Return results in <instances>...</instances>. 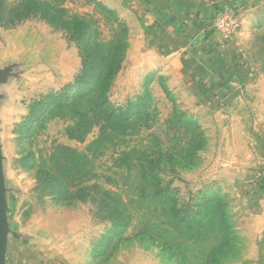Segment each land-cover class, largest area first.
I'll return each instance as SVG.
<instances>
[{"label": "rangeland", "instance_id": "1", "mask_svg": "<svg viewBox=\"0 0 264 264\" xmlns=\"http://www.w3.org/2000/svg\"><path fill=\"white\" fill-rule=\"evenodd\" d=\"M0 1L5 264H242L264 183V8L245 38V0H205L240 11L229 40L260 74L202 101L149 52L132 0Z\"/></svg>", "mask_w": 264, "mask_h": 264}, {"label": "crops", "instance_id": "2", "mask_svg": "<svg viewBox=\"0 0 264 264\" xmlns=\"http://www.w3.org/2000/svg\"><path fill=\"white\" fill-rule=\"evenodd\" d=\"M136 2L151 25L149 52L156 53L158 60L165 62L166 73H177L189 90L199 100L205 97L219 99L236 82L245 89H235L230 97L241 90H247L252 81L251 73L259 71L242 65L236 43L223 39L213 26L215 7L205 0H132ZM264 8V0H245L243 37H249L247 20L253 9ZM176 78V77H175ZM264 138V137H263ZM264 142V140H263ZM249 204L256 213L257 232L251 238V247L242 264H264V183L255 186L250 194Z\"/></svg>", "mask_w": 264, "mask_h": 264}, {"label": "water", "instance_id": "3", "mask_svg": "<svg viewBox=\"0 0 264 264\" xmlns=\"http://www.w3.org/2000/svg\"><path fill=\"white\" fill-rule=\"evenodd\" d=\"M0 70V75L3 73ZM8 242V222H7V203L5 199V185L3 177V155L0 142V264L6 262Z\"/></svg>", "mask_w": 264, "mask_h": 264}, {"label": "built area", "instance_id": "4", "mask_svg": "<svg viewBox=\"0 0 264 264\" xmlns=\"http://www.w3.org/2000/svg\"><path fill=\"white\" fill-rule=\"evenodd\" d=\"M239 14V10L225 9L215 17L213 26L220 32L223 39L229 40L238 27Z\"/></svg>", "mask_w": 264, "mask_h": 264}, {"label": "trees", "instance_id": "5", "mask_svg": "<svg viewBox=\"0 0 264 264\" xmlns=\"http://www.w3.org/2000/svg\"><path fill=\"white\" fill-rule=\"evenodd\" d=\"M36 4V8H40V4L39 2H35ZM214 12H215V17H216V14H218L219 12L216 10V8L214 9ZM240 12V11H239ZM0 19L3 20V23L5 21H8V19H11V18H8V14L5 13V8H4V2L3 1H0ZM79 25H82L83 22L81 21H78L77 22Z\"/></svg>", "mask_w": 264, "mask_h": 264}]
</instances>
